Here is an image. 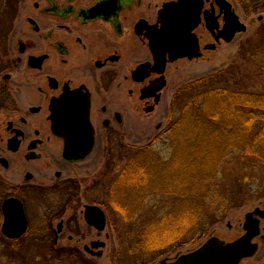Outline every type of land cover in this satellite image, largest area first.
<instances>
[{
	"label": "flooded vegetation",
	"instance_id": "flooded-vegetation-1",
	"mask_svg": "<svg viewBox=\"0 0 264 264\" xmlns=\"http://www.w3.org/2000/svg\"><path fill=\"white\" fill-rule=\"evenodd\" d=\"M171 1L17 0L0 30V237L57 247L67 231L79 242L80 219L85 229L93 227L85 218L88 206L100 207L107 224V198L114 193L108 182L123 170L114 175V168L125 150L135 156L142 149L125 142L137 131L138 113L176 110L173 97L166 99L168 69L183 58L170 61L161 33L162 11L166 17ZM214 15L221 28L217 3L205 0L195 30ZM89 140L90 150L79 151ZM7 200L18 201L27 218L16 238L1 231ZM68 208L73 212L64 219ZM256 238L264 242L261 227L255 253Z\"/></svg>",
	"mask_w": 264,
	"mask_h": 264
},
{
	"label": "rangeland",
	"instance_id": "rangeland-1",
	"mask_svg": "<svg viewBox=\"0 0 264 264\" xmlns=\"http://www.w3.org/2000/svg\"><path fill=\"white\" fill-rule=\"evenodd\" d=\"M228 1L231 2L239 20L245 24L246 30L236 33L230 42L216 43L205 26L197 28L195 33L200 39L201 56L191 60L179 59L169 65L168 76L171 86L166 96L167 101L173 97L178 87L231 64L239 68L241 66L247 72L252 73L251 69H248L249 64H245L248 57L244 56V50L248 45L247 41L252 40L249 43L252 44L260 37L261 28H264L263 2L258 4L257 9H253L251 6L244 7L237 0ZM205 6L207 7V4ZM208 43H214L215 48H204ZM258 61L264 65V54ZM177 108L180 109L179 106ZM170 114L138 113L137 131L125 138V142L135 141L142 149L139 151L140 154H135V156L134 154L127 155L128 151L125 150L124 160L114 168L113 174L115 175L126 166L127 159L133 156L128 163L127 173L117 184L118 189L116 185L110 186L111 181L108 183V190L114 193L111 192L112 195L107 198L108 220L101 234L98 235V230L94 227L89 230L85 229L80 219L84 236L79 238V242H77L79 235L74 236L72 240L68 238L67 231L59 235L58 245L54 248L65 249L68 253H73L75 250L74 254H79V260L70 258L72 261L75 260V264H158L162 259L173 260L177 256L197 249L212 236L225 242L235 240L244 233L243 222L246 213L252 212L255 208H264V165L242 153L233 152L221 161L216 176L213 179L212 176L211 180L207 179L212 185V193L202 205L200 212L203 218L196 221V225H190L187 228L183 226L185 223H179L182 225L179 228L176 224L164 229L165 221H168L164 220L163 227L158 231L160 232L158 238L169 237L174 233L180 236L175 240L167 238L164 240L165 243L160 245L155 244L164 238L152 241L150 229L147 226L160 221L170 209L180 203V198L172 193L178 190L170 187V192L164 185L172 179L171 174L168 173L172 170L169 160L173 150L167 133L165 134ZM183 130L185 132L182 133H186L188 138L186 129ZM180 146L185 151L183 156L189 154V157H195L194 153H186L189 147L187 141L181 142ZM174 164L175 162L172 163L173 166ZM186 165L188 161L184 163V166ZM131 172H138L139 175L131 176L135 175ZM125 181L129 182L127 187L124 186ZM121 182L124 184L122 187ZM133 183H137L135 188L131 186ZM169 185L174 186L175 184L169 183ZM137 190L141 191L140 194ZM224 202L225 206H221ZM174 210L170 214L171 219L168 221L170 223H176L177 219L187 215L184 209L174 208ZM35 211L31 204L27 214L31 217ZM72 212V209L68 208L62 217L66 219ZM58 221L59 219L54 220V227ZM260 227L264 232V218L260 222ZM1 238L4 239L2 236ZM256 239L259 242L258 252L253 256L243 258L239 264L264 262V242L262 239ZM90 240L104 242V246L94 249L96 251L101 249V256L92 255L84 249V244L90 245ZM6 247V242L0 240V264H69L67 261H59L56 258L48 259L47 254L43 257L46 250L41 253V257L38 256V259L37 257L35 259L36 255L32 254V260L28 263L25 258L22 260L7 255L4 252ZM44 249L45 246H42L40 251Z\"/></svg>",
	"mask_w": 264,
	"mask_h": 264
},
{
	"label": "trees",
	"instance_id": "trees-1",
	"mask_svg": "<svg viewBox=\"0 0 264 264\" xmlns=\"http://www.w3.org/2000/svg\"><path fill=\"white\" fill-rule=\"evenodd\" d=\"M237 1L246 8L251 6L257 9L258 4L262 2L264 6V0ZM16 6L17 0H0V30L6 29L9 20L16 12ZM262 28L259 32L260 37L256 38L257 40L252 44H249L252 40H248V45L244 50V56L248 57L245 64H249L248 69H251L252 73L247 72L241 66L239 68L231 64L184 84L173 96L171 109L174 111L176 108V110L170 114L165 134L167 133L173 150L169 160L172 167L168 173L172 178L169 183L175 185L170 186L169 183L164 185L169 191L170 187L178 190L172 192L180 198V203L174 208L184 209L187 215L177 219L176 223H170L168 222L171 219L170 214L175 211L172 208L160 221L147 226L150 229L152 241L164 238L155 243L157 245L165 243L164 240L167 238L175 240L180 236L174 233L169 237L158 238L160 236L158 231L163 227L164 220H168L165 221L164 229L176 224L179 228L182 226L179 223H185L183 226L187 228L190 225H196L195 222L203 218L200 212L202 205L212 193L209 180L212 176V179L216 176L219 164L228 154L242 153L264 165V65L258 61L264 54V28ZM182 128L186 129L188 138L186 133H182L185 132ZM185 141L189 144L186 153H194L195 157H189V154L183 156L185 151L180 145ZM186 161L188 165L184 166ZM173 162H175L174 166ZM126 166L116 179L111 180L110 186L114 187L119 184L129 169V164ZM132 174L135 175L131 176L139 175L138 172ZM122 183L121 187L124 185ZM127 183L129 182L125 181L124 186L127 187L129 185ZM135 184L137 183L131 186L135 188ZM116 188L118 189V186ZM137 192L140 194L141 191L137 190ZM225 204L224 202L221 206ZM31 232L32 229L29 233ZM20 241V239L11 241L4 239L7 245L4 252L12 258L22 260L25 258L28 263L32 260V254H35L34 258L38 259V256L41 257V253L45 250L43 257L47 254L48 259L56 258L59 261H67L69 264H75V260L72 261L71 257L79 260V254H74L75 250L73 253H68L65 249H55L53 245H47L43 251H40L41 246L39 247L38 244ZM26 250L30 253L28 254Z\"/></svg>",
	"mask_w": 264,
	"mask_h": 264
},
{
	"label": "water",
	"instance_id": "water-1",
	"mask_svg": "<svg viewBox=\"0 0 264 264\" xmlns=\"http://www.w3.org/2000/svg\"><path fill=\"white\" fill-rule=\"evenodd\" d=\"M205 0H175L165 4L167 15L164 17L162 11V30L170 55V61L187 57L189 59L201 56L199 50V38L194 30L200 21V15ZM220 14H223V25L219 28L218 16H211L210 23L207 19L206 28L212 33L216 41L221 38L230 42L236 33L246 30L245 24L239 20L228 0H215ZM217 30V32H216ZM160 40V35L155 37V41ZM214 44H209L206 48H213ZM160 58L157 57V63ZM162 71V69H160ZM87 147L79 149L88 152L92 147V140L88 141ZM70 148V145H68ZM76 150V149H75ZM4 221L1 228L3 234L10 238L21 236L27 227V218L16 200H7L3 203ZM86 221L101 231L106 226V216L103 210L97 206H88L85 210ZM264 218V208H255L245 215L243 222L244 233L237 239L225 242L218 237L212 236L207 239L197 249L177 256L173 260L162 259L158 264H239L246 257L253 256L257 251L258 244L253 239L260 233V219ZM90 246V247H89ZM104 246L102 241H92L90 245H85L84 249L92 255L101 256L102 250L95 248Z\"/></svg>",
	"mask_w": 264,
	"mask_h": 264
}]
</instances>
